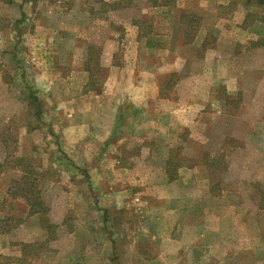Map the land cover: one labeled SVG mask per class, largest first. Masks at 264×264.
Masks as SVG:
<instances>
[{
	"label": "rangeland",
	"instance_id": "374dc122",
	"mask_svg": "<svg viewBox=\"0 0 264 264\" xmlns=\"http://www.w3.org/2000/svg\"><path fill=\"white\" fill-rule=\"evenodd\" d=\"M109 49L156 94L134 122ZM0 264H264V6L0 0Z\"/></svg>",
	"mask_w": 264,
	"mask_h": 264
},
{
	"label": "crops",
	"instance_id": "0c3cea01",
	"mask_svg": "<svg viewBox=\"0 0 264 264\" xmlns=\"http://www.w3.org/2000/svg\"><path fill=\"white\" fill-rule=\"evenodd\" d=\"M15 44V43H14ZM13 44V45H14ZM15 46V45H14ZM13 46V47H14ZM39 46L38 48H35ZM64 41H62L61 39H52V40H48V42L44 43V44H35L32 45L33 50H39L41 52L40 53V57H38L40 62H48L47 65L44 66V69H40L38 74H42L43 77H48L51 78L52 74L54 73H59L58 77L60 79L63 80V78H69V76L64 77L62 74L63 69L60 67L61 63H63L64 58L67 57L66 52L64 51ZM15 48V47H14ZM14 48H13V54H14ZM34 56L31 57V59L35 60V55L36 52H32ZM106 53V52H105ZM42 54V55H41ZM109 56V63L111 66L110 69V75H109V82L107 83L108 85V89L107 92H109V108L108 110H112L114 112V114L117 112L118 110V106H121V104L124 102V105L130 102L129 107H132V111L136 110V112L132 114H127V108L125 109V107L123 106V109L121 110L120 108V112H122V114H124V116H126V118H132L133 122L134 120L137 119L138 116H141L143 114V111H146L147 107H148V101L149 98L154 97L156 94L154 92L149 94V90L147 91L146 89L143 90L142 92H140V95L134 96V91L133 88L131 86L134 87V84H136L138 81V79H136L135 77H133V74L131 72V65H132V59H128L126 58V62L122 65V67L120 68H113L111 65V60L113 58V50L109 49L108 53H106ZM7 55L9 57H12L9 53H7ZM7 55H5L4 59L7 60ZM74 56V57H73ZM72 57L75 58V61L79 60V53L77 54V52H74V55ZM71 57V58H72ZM3 59V60H4ZM17 61V60H16ZM207 73V72H206ZM142 75V74H141ZM212 81V80H211ZM197 88V86L195 87V89ZM211 88V87H210ZM67 90V88H66ZM195 91V90H194ZM231 94V92H230ZM106 106V105H105ZM103 106V107H105ZM128 106V105H127ZM168 107L173 108V110L170 112L171 115H173L172 117L170 116V121L174 122L177 121L180 124L188 125L187 122L190 121L189 118V111L187 109L186 106L181 105V104H168ZM175 114V116H174ZM149 122H155V121H151V119L148 120ZM87 123H82V126H76L77 128H74V131H76L77 133L74 135H79V133L82 132L83 136L85 137L87 134L85 133V125ZM171 124V123H168ZM173 124V123H172ZM143 126V123H142ZM70 127V128H71ZM73 129H70L69 131H72ZM65 131V130H64ZM79 139V138H78ZM77 141V139H76Z\"/></svg>",
	"mask_w": 264,
	"mask_h": 264
},
{
	"label": "trees",
	"instance_id": "16d2710c",
	"mask_svg": "<svg viewBox=\"0 0 264 264\" xmlns=\"http://www.w3.org/2000/svg\"><path fill=\"white\" fill-rule=\"evenodd\" d=\"M247 1H251V0H247ZM254 3H255V5H258V6H264V0H252ZM133 111H136V110H133ZM133 113V115H134V113L135 112H132ZM131 113V114H132ZM120 118V117H119ZM121 119V118H120ZM23 197H25V196H23ZM25 200H26V203L29 205V207H30V212L31 213H37V212H42L43 210H41L42 208L40 207V203L38 204V203H34V202H31L30 200H28V199H26L25 198ZM37 201V200H36Z\"/></svg>",
	"mask_w": 264,
	"mask_h": 264
}]
</instances>
